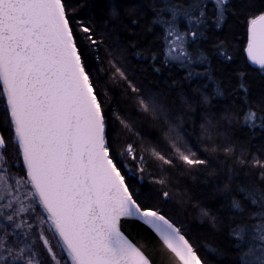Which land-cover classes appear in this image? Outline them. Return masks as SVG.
<instances>
[{"label": "snow or ice", "instance_id": "obj_1", "mask_svg": "<svg viewBox=\"0 0 264 264\" xmlns=\"http://www.w3.org/2000/svg\"><path fill=\"white\" fill-rule=\"evenodd\" d=\"M209 2L219 27L228 0ZM207 11L206 0H189L187 5L165 4L156 12L154 23L167 25L165 63H191L184 47L187 33L176 30L175 18L184 16L194 26L191 36L196 37L200 32L195 26L205 25ZM161 12L171 19H160ZM81 31L91 46L98 47L100 41L90 27L81 24ZM247 51L249 59L264 70V14L249 21ZM109 62L113 80H128L123 67L115 60ZM193 75L199 73L189 72L188 78ZM129 85L139 93L131 81ZM216 94L222 95L219 89ZM0 101L11 128L8 140L0 135V220L7 222L0 223V264H154L122 230L125 218L152 229L180 264H203L181 229L158 210L142 206L130 191L113 156L106 111L64 0H0ZM139 104L144 111L161 110L151 98H141ZM114 115L124 128L129 127L122 116ZM255 120L254 111L246 114L250 126ZM179 139L173 140V146L182 160L189 165L204 163L190 158L191 149L184 154ZM9 143L15 163L6 155ZM126 153L137 158L131 144ZM152 155L171 162L156 149ZM18 164L23 176L13 174ZM239 192L258 211L251 216L254 225L237 224L231 230L237 249H243L238 262L264 264V192L245 186ZM168 195L163 193L165 198ZM231 209L240 215L245 211L235 197ZM47 233L55 238V247ZM37 240L43 243L46 258L37 251Z\"/></svg>", "mask_w": 264, "mask_h": 264}, {"label": "trees", "instance_id": "obj_2", "mask_svg": "<svg viewBox=\"0 0 264 264\" xmlns=\"http://www.w3.org/2000/svg\"><path fill=\"white\" fill-rule=\"evenodd\" d=\"M206 2V23L195 26L200 35L191 36L194 26L184 16L175 18L176 30L187 33L184 47L191 57V63L181 66L180 61L165 63L167 25L154 20L163 5H187L189 0H64L74 37L106 111L113 156L130 191L137 194L134 198L181 229L203 264H239L243 249H237L231 230L237 224L254 225L251 216L258 211L243 199L239 188L264 192V70L246 56L249 21L264 14V0H228L219 27L213 5ZM160 19L171 16L161 12ZM81 24L92 29L100 41L98 47L84 39ZM110 60L125 69L128 80H113ZM189 72L199 75L188 78ZM129 81L139 93L132 91ZM217 89L222 95L216 94ZM141 98L154 99L161 110L144 111ZM4 109L0 101V132L8 140L11 128ZM250 111L256 113L252 126L245 121ZM114 113L129 127L124 128ZM177 137L184 154L191 149L190 158L204 163L189 165L182 160L173 146ZM129 144L135 160L126 153ZM153 149L171 162L153 156ZM17 168L20 175L25 174L19 164ZM233 197L242 201L243 215L231 209ZM50 239L55 245L51 233ZM36 249L46 258L38 245Z\"/></svg>", "mask_w": 264, "mask_h": 264}, {"label": "water", "instance_id": "obj_3", "mask_svg": "<svg viewBox=\"0 0 264 264\" xmlns=\"http://www.w3.org/2000/svg\"><path fill=\"white\" fill-rule=\"evenodd\" d=\"M248 47V45H247ZM248 55V51H247ZM252 65L260 68L259 64L253 63L248 56ZM123 231L128 238L145 254L154 261V264H180L175 254L167 248L152 229L143 225L139 221L131 219H122Z\"/></svg>", "mask_w": 264, "mask_h": 264}, {"label": "rangeland", "instance_id": "obj_4", "mask_svg": "<svg viewBox=\"0 0 264 264\" xmlns=\"http://www.w3.org/2000/svg\"><path fill=\"white\" fill-rule=\"evenodd\" d=\"M246 52H247V49H246ZM11 146H12V144L9 143V144H8V147H7L6 154H8V153L11 154V153H12ZM0 151H2V150H0ZM11 156H12V154H11L10 156H8L9 159H10V161H12V163H15V154H13V157H11ZM17 167H18V165H17ZM17 167H16V169H18ZM13 174L16 175V176H23V175H20L19 171H17V170H14ZM6 223H7V222H6ZM43 227L46 229L47 226L45 225V226H43ZM25 231H27V229H25ZM38 233H39V229H37V235H38ZM47 235H48V238H49V240H50V242H51V239H50V233H47ZM33 238H35V237H33ZM51 243H52V242H51ZM37 245L40 247V250L42 251V254L47 255V254H46V250L43 248V243H42L41 241L37 240L36 247H37ZM52 245H53V244H52ZM53 246L55 247V245H53Z\"/></svg>", "mask_w": 264, "mask_h": 264}, {"label": "flooded vegetation", "instance_id": "obj_5", "mask_svg": "<svg viewBox=\"0 0 264 264\" xmlns=\"http://www.w3.org/2000/svg\"><path fill=\"white\" fill-rule=\"evenodd\" d=\"M246 49H247V47H246ZM246 56H247V58H248L247 52H246ZM259 69H261V68H259ZM0 135H2L1 132H0Z\"/></svg>", "mask_w": 264, "mask_h": 264}]
</instances>
